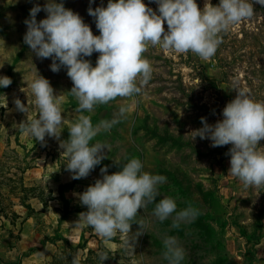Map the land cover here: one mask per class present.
I'll return each instance as SVG.
<instances>
[{"label":"rangeland","instance_id":"rangeland-1","mask_svg":"<svg viewBox=\"0 0 264 264\" xmlns=\"http://www.w3.org/2000/svg\"><path fill=\"white\" fill-rule=\"evenodd\" d=\"M143 2L158 13L155 2ZM196 2L203 9L205 0ZM45 3L46 0H0V77L12 80L10 86L0 88V209L8 217L0 213V264L50 261L51 258L35 260L38 254L41 257V251L37 250L47 245L42 246L43 241L58 236L53 234L56 230L49 219L57 216L60 221L69 209L87 211L80 202L63 198L62 192L73 183L58 185V193L53 195L45 181L32 184L24 180L25 170L42 165L41 162L48 170L68 171L67 155L59 144L68 138V127L81 114L75 111L78 102L68 93L73 84L67 69L61 67L59 72H53L51 58H37L24 43L25 20L30 18V9L36 4L43 8ZM63 3L83 18L94 35L100 34L88 9L106 7L108 0H63ZM211 3L217 5L219 0ZM254 7L251 19L223 34V43L211 59L204 61L191 52L178 54L158 45L150 46L144 56L151 62L153 77L143 95L126 101L118 98L97 106L91 113H82L89 115L95 125L116 117L123 103L130 109L126 118L109 131H102L93 141L107 145L110 151L103 150L106 158L86 178L73 179L81 191L102 179L101 168L106 166L107 174H112L135 157L144 164V171L167 178L159 186L161 195L157 202L170 196L176 199L178 208L191 205L199 210V215L173 229L171 218L160 222L152 215L155 207L152 204L139 210L136 220L143 221L146 232L135 240L130 239H134L139 225L133 223L131 233H118L107 245L101 238L100 245L91 253L82 247L67 249L63 241H58L55 252L63 250L67 261L78 255L87 260L85 264H168L163 257V237L175 236L186 252L182 264H264V187H245L228 174L231 157L227 153L231 145L212 147L210 139L192 140L191 133L203 127L202 117L210 125L222 120L224 107L237 94L235 89L246 88L254 99L264 101V7L258 4ZM46 16V12L40 11L37 22ZM164 26L167 29L166 22ZM98 56L99 53H93L85 59L95 66ZM36 69L50 81L55 94L64 97V130L60 140L46 136L44 144L19 131L20 122L38 116L34 97L27 88V83L38 74ZM16 99L27 106V113L17 110ZM260 146L264 147V141ZM30 187L39 194V200L56 198L54 203L63 200L65 207L59 208L56 215L44 210L27 211L29 207L19 204ZM22 203L29 205L28 199ZM13 212L20 217L10 223ZM127 240L130 244L125 243ZM101 252L108 259L101 261L98 255Z\"/></svg>","mask_w":264,"mask_h":264},{"label":"clouds","instance_id":"clouds-1","mask_svg":"<svg viewBox=\"0 0 264 264\" xmlns=\"http://www.w3.org/2000/svg\"><path fill=\"white\" fill-rule=\"evenodd\" d=\"M91 2V0H90ZM158 5V13L143 0H108L106 7H89L88 14L95 18L99 35L63 0H46L43 8L36 4L25 20L27 31L24 43L43 60L51 58L50 68L59 72L67 69L73 87L68 92L78 102L75 109L81 113L68 127L69 136L60 140L64 130V97L55 94L50 81L34 75L27 88L34 97L38 116L19 123V131L41 144L45 137L60 140L59 147L66 153V170L72 179L86 178L105 159L103 150L109 147L95 138L102 131H109L129 114V106L121 104L119 113L111 120L93 124L89 115L99 105H107L118 98L128 100L144 94V88L153 77L151 62L144 56L150 46H160L168 52L197 55L207 61L223 43V34L234 26L251 19L254 5L264 7V0H219L213 5L205 0L201 9L196 0H150ZM46 18L37 22L40 11ZM165 22L167 29H165ZM99 53L95 66L89 59ZM36 68V67H35ZM12 83L8 76L0 77V88ZM234 99L223 109V119L214 125L201 118L202 128L192 131V140L210 139L212 147L231 145L228 174L245 187H264V101L254 99L248 89H235ZM18 111L28 109L19 99L15 100ZM121 164L119 161H115ZM102 179H97L78 194L81 205L87 211L79 214L75 226L90 227L103 239L105 245L120 234L131 233L132 224L139 225L134 239L142 235L146 225L137 221L139 210L155 204L152 215L160 222L171 218L173 229L192 222L199 210L191 205L178 208L175 198L160 196L159 186L166 183L163 175L144 171L139 158H131L122 164V170L107 174L101 168ZM130 240L125 243L130 244ZM132 245V244H131ZM163 257L168 264H182L186 257L184 248L175 236L163 237ZM43 255V254H41ZM101 261L106 253H98ZM72 264H80V257H73Z\"/></svg>","mask_w":264,"mask_h":264},{"label":"crops","instance_id":"crops-1","mask_svg":"<svg viewBox=\"0 0 264 264\" xmlns=\"http://www.w3.org/2000/svg\"><path fill=\"white\" fill-rule=\"evenodd\" d=\"M1 152V151H0ZM35 165L31 166L30 168L26 169L24 172V180L28 183H38L41 181H45L46 184L50 189L53 190L52 194L55 195L58 193V185L60 184H67V183H73L71 188H67L63 193V198L66 200H71L73 203L79 202L78 194H82L84 191H81L77 186V182H73L72 179V173L69 171H54L48 170L46 165ZM58 173V174H56ZM29 205L28 207L33 209L32 211H47V213L56 215V212L60 211V209H63L65 207V203L63 200H58L57 204L54 203V201H57V199L47 200L46 206L43 208V204L41 200H39L37 197H31L28 199ZM31 202V203H30ZM54 205H51L52 203ZM61 203V205H60ZM19 204V203H18ZM19 206H24L23 204H19ZM25 207V206H24ZM26 208V207H25ZM60 208V209H59ZM27 211H29L28 208H26ZM31 211V213H32ZM16 213V212H15ZM18 216L16 218H19V213H16ZM30 214V213H29ZM79 211H76L74 209L68 210L65 215L62 217V219L59 221L57 216H55L51 220V225L55 228V232L53 234H57V237H48L46 240L43 241L44 249L43 247H40L37 251H41V257L38 254L36 257V261L40 262V260L45 259L48 260L52 257V255L55 253L58 241L68 242L71 245L75 246H83V249L85 250H93L98 248L100 245L101 238L92 230L90 227H84V228H78L75 226V222L79 218ZM29 216V215H28ZM26 218V217H25ZM26 223V222H25ZM56 225V226H54ZM29 244H35L30 243ZM36 251V250H34ZM33 253V252H32ZM27 258V257H26ZM35 260H32L35 262ZM30 264V263H29Z\"/></svg>","mask_w":264,"mask_h":264},{"label":"trees","instance_id":"trees-1","mask_svg":"<svg viewBox=\"0 0 264 264\" xmlns=\"http://www.w3.org/2000/svg\"><path fill=\"white\" fill-rule=\"evenodd\" d=\"M19 180H21V177L19 178ZM22 182H23V180H21ZM34 188L33 187H30L29 188V191H27V192H29L30 193V196H29V194L26 192V196L24 195L23 197H21L22 198V201H21V204H23L24 205V203H22L25 199L27 200V199H29V198H31V197H37V196H39V194H36V193H34ZM24 192H25V190H24ZM62 192V191H61ZM41 202H42V204H43V208L46 206V201H44V200H41ZM25 207H28L27 205H24ZM33 209H31V208H29V212H31ZM0 213H1V215L3 216V217H5V218H8V217H6V214L3 212V210H1L0 209ZM18 215L15 213V212H13L12 213V216H11V218L9 217V220H10V223L11 222H14V218L15 217H17ZM66 243V248L68 249H70V250H72V249H75V250H77L78 248H83V246L82 245H80V246H75V245H71V244H69L68 242H65ZM88 251V253H91V252H93V250H91V249H89V250H87ZM72 260H73V257H72V259H70V260H68L67 261V258H65V254H64V251L63 250H60V251H58V252H55L53 255H52V257H51V259H50V261H47V262H45L44 264H72ZM86 259H81L80 258V264H85L86 263Z\"/></svg>","mask_w":264,"mask_h":264}]
</instances>
